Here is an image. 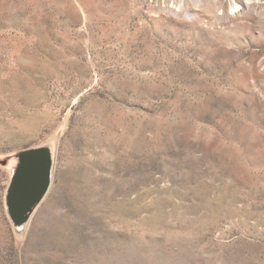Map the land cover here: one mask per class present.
I'll return each instance as SVG.
<instances>
[{
	"label": "rangeland",
	"instance_id": "obj_1",
	"mask_svg": "<svg viewBox=\"0 0 264 264\" xmlns=\"http://www.w3.org/2000/svg\"><path fill=\"white\" fill-rule=\"evenodd\" d=\"M176 1L0 0V264H264V20Z\"/></svg>",
	"mask_w": 264,
	"mask_h": 264
},
{
	"label": "water",
	"instance_id": "obj_2",
	"mask_svg": "<svg viewBox=\"0 0 264 264\" xmlns=\"http://www.w3.org/2000/svg\"><path fill=\"white\" fill-rule=\"evenodd\" d=\"M19 166L8 195V211L17 227L27 223L47 196L52 184L53 155L36 148L19 155Z\"/></svg>",
	"mask_w": 264,
	"mask_h": 264
},
{
	"label": "bare ground",
	"instance_id": "obj_3",
	"mask_svg": "<svg viewBox=\"0 0 264 264\" xmlns=\"http://www.w3.org/2000/svg\"><path fill=\"white\" fill-rule=\"evenodd\" d=\"M231 1H234L236 3L235 4L236 6L232 7L233 11L235 8L238 9L237 11L230 13L227 10L224 0H183V5H184L183 9H185L186 12L185 16L190 20L202 21L203 15H210L214 17L216 21H219L221 24L224 25H230L233 22L235 23L236 22L235 20L239 21L240 18H245V20H247L246 19L247 17L245 15L248 14V12H252L254 14L253 16L264 20V0H231ZM239 4H243V6L240 8ZM196 7L201 8L203 14L202 16L200 13H196L192 11V8H196ZM220 10L222 12L220 15H218L217 12Z\"/></svg>",
	"mask_w": 264,
	"mask_h": 264
}]
</instances>
